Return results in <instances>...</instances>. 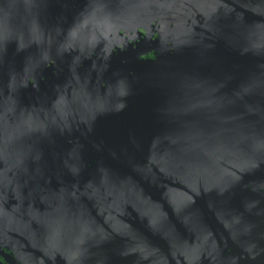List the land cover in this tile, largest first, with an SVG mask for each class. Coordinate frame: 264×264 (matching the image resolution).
<instances>
[{
  "label": "water",
  "instance_id": "1",
  "mask_svg": "<svg viewBox=\"0 0 264 264\" xmlns=\"http://www.w3.org/2000/svg\"><path fill=\"white\" fill-rule=\"evenodd\" d=\"M0 123V264H139L248 220L264 0H0Z\"/></svg>",
  "mask_w": 264,
  "mask_h": 264
},
{
  "label": "flooded vegetation",
  "instance_id": "2",
  "mask_svg": "<svg viewBox=\"0 0 264 264\" xmlns=\"http://www.w3.org/2000/svg\"><path fill=\"white\" fill-rule=\"evenodd\" d=\"M131 42L135 44V41ZM151 56L153 53L144 57ZM3 125L5 126L2 127L0 123V131L6 133L7 124ZM251 205L243 215L249 216L248 220L220 217L216 221L195 222L194 229L190 228L185 236L177 237L174 230V233L159 237V241L168 243L166 246L158 247L154 243H151L153 246L147 243L148 245L141 247L136 246L135 250L127 248L128 252L136 251L139 256L144 257L139 264H264V188L255 193ZM145 239L151 240L146 237L143 242ZM145 249L149 254L153 249L155 256L152 260Z\"/></svg>",
  "mask_w": 264,
  "mask_h": 264
}]
</instances>
